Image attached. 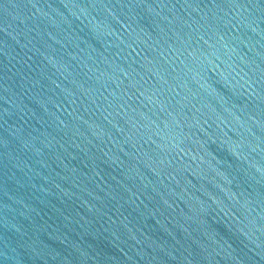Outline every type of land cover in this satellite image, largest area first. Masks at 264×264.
Listing matches in <instances>:
<instances>
[{"label": "water", "instance_id": "water-1", "mask_svg": "<svg viewBox=\"0 0 264 264\" xmlns=\"http://www.w3.org/2000/svg\"><path fill=\"white\" fill-rule=\"evenodd\" d=\"M0 264H264V0H0Z\"/></svg>", "mask_w": 264, "mask_h": 264}]
</instances>
